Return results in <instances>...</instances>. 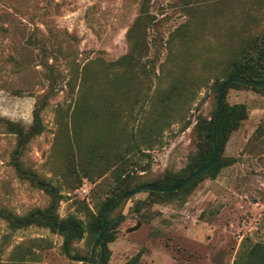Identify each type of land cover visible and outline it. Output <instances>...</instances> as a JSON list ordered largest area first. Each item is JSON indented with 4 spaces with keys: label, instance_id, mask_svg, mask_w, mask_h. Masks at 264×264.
Returning a JSON list of instances; mask_svg holds the SVG:
<instances>
[{
    "label": "rangeland",
    "instance_id": "rangeland-1",
    "mask_svg": "<svg viewBox=\"0 0 264 264\" xmlns=\"http://www.w3.org/2000/svg\"><path fill=\"white\" fill-rule=\"evenodd\" d=\"M264 48V0H0V208L26 215L53 198L85 226L122 179L161 180L197 153L233 57ZM248 118L216 178L157 199L142 191L114 228L108 264H234L264 243V88H229ZM45 126L24 148L6 120ZM64 238L0 217V264H92L68 257ZM86 231L73 254L90 256ZM99 255V251L97 253Z\"/></svg>",
    "mask_w": 264,
    "mask_h": 264
},
{
    "label": "trees",
    "instance_id": "trees-1",
    "mask_svg": "<svg viewBox=\"0 0 264 264\" xmlns=\"http://www.w3.org/2000/svg\"><path fill=\"white\" fill-rule=\"evenodd\" d=\"M256 57L248 58L247 52L248 48L245 47L243 51H241L238 55L232 58L230 63V70L228 73V77L233 74H239L248 79L252 80H264V48L260 50ZM223 82L218 83L217 86V97L219 96V90L221 84ZM239 88V87H249L240 83H231L225 91L224 94V109L220 124V143H221V152L214 164L204 173L202 174L195 182L182 188L178 191L172 192H156L152 190H145L149 192L150 196L156 197L157 199L163 197H171L173 195L188 192L190 191L198 182L203 180L206 177L216 178L220 173L221 169L225 166L234 164L237 159L235 157H224L222 155L224 151V147L226 142L228 141L230 135L233 131L237 130L241 123L248 118L249 112L246 104H229L226 101V95L229 88ZM256 91H263V88L250 87ZM41 109L36 108L34 112V122L27 130L20 125L19 123H15L12 121L6 120L8 124V128L11 132L15 133L18 138V147L20 149L24 148L26 144L36 135L41 134L45 126L43 124L41 118ZM218 111V98H217V107L214 116L211 119L207 118H199L197 127L201 133L200 143L197 153L193 156L192 160L188 164L187 168L182 172H175L167 174L161 180H153L146 182H138L136 185L131 186L126 180L122 179V189L121 191L107 198L98 214L94 215L92 220L88 223V226H85L84 221L75 215H68L65 217H61L58 213L60 196L54 186H52L49 182L39 177L32 171H26L21 168L19 165V171L23 176H26L38 183L43 189L49 192L52 195L51 204L45 208H37L26 215H17L12 211L0 208V217L7 220L13 228H24L31 226L33 224L44 226L49 228L53 233H57L63 236L64 241L62 245L63 252L70 258L78 260V261H90V256H80L73 254L72 245L75 241L81 240L84 238L86 231L89 232V235L92 237L94 242L98 238L99 230L105 225L108 215L111 209L116 205L120 196H122L125 192L132 190L138 185L141 184H160V185H174L179 184L183 180H185L188 176H190L193 172H195L198 168H200L203 164L211 159L214 154V141H213V130H214V122L216 118V114ZM123 217V216H122ZM122 217L109 229V231L105 234L103 244V253H102V262L101 264H108L110 259V248L109 243L115 239L114 228L116 225L122 220ZM100 255V251H99ZM143 256V251H139L135 256L130 258L125 264H140ZM92 263V262H91ZM234 264H264V243L258 242L254 244L247 253H243L237 258Z\"/></svg>",
    "mask_w": 264,
    "mask_h": 264
},
{
    "label": "water",
    "instance_id": "water-1",
    "mask_svg": "<svg viewBox=\"0 0 264 264\" xmlns=\"http://www.w3.org/2000/svg\"><path fill=\"white\" fill-rule=\"evenodd\" d=\"M240 83L249 87L256 88H264V80H252L248 79L239 74H233L227 79L223 81L219 90L218 96V111L216 114L215 122H214V130H213V141H214V154L209 161L203 164L200 168H198L195 172H193L190 176H188L185 180H183L179 184L174 185H160V184H141L125 192L122 196L119 197L116 205L111 209L107 221L105 225L99 230L98 238L94 242L90 260L92 264H101L102 262V253H103V240L105 234L109 231V229L120 219L122 214L124 213L128 202L138 193L145 190H152L156 192H172L178 191L186 186H189L193 182H195L202 174H204L216 161L221 152V143H220V124L224 109V94L226 89L231 83ZM98 251H100V255H98Z\"/></svg>",
    "mask_w": 264,
    "mask_h": 264
}]
</instances>
